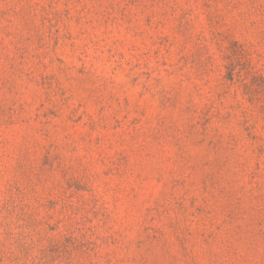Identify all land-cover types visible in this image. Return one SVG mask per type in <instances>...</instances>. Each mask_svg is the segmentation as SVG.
Returning a JSON list of instances; mask_svg holds the SVG:
<instances>
[{
  "label": "rangeland",
  "instance_id": "1",
  "mask_svg": "<svg viewBox=\"0 0 264 264\" xmlns=\"http://www.w3.org/2000/svg\"><path fill=\"white\" fill-rule=\"evenodd\" d=\"M0 264H264V0H0Z\"/></svg>",
  "mask_w": 264,
  "mask_h": 264
}]
</instances>
